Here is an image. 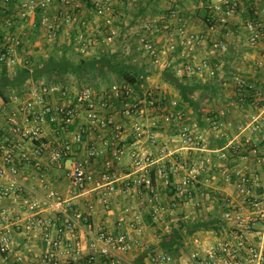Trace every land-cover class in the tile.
<instances>
[{"label": "crops", "instance_id": "0c3cea01", "mask_svg": "<svg viewBox=\"0 0 264 264\" xmlns=\"http://www.w3.org/2000/svg\"><path fill=\"white\" fill-rule=\"evenodd\" d=\"M82 1L86 0H79V11H72L75 15L72 23L61 20L63 24L56 32V38L49 39L45 30L39 26L40 36L44 37L47 43H57V46L77 36L76 43L79 42V35L83 31L88 38L89 35L92 36L93 34H89L91 31L88 25H80L81 19L92 23L94 16L92 8L87 2L86 5L81 3ZM132 1L124 0L128 4ZM136 1L139 2V0ZM184 1L159 0L160 6L169 10L168 14L147 12L146 15H141V19H138L140 16L138 14L131 17L129 24L138 27L137 35L140 37L147 35V38L153 40L157 53L154 58L138 39L139 51L146 58L141 61L151 68L142 85L146 80L156 77L157 84L148 87L145 91L154 90V86L158 88L154 90L156 102L151 105L146 101L144 88L140 92L132 86L133 98L136 97L142 104V110L137 115H129L124 111L126 101H132V97L129 99L123 96L114 97L109 100L108 105H102L105 89L103 85L105 84H97V81L93 83L86 81L81 87L75 82L68 87L46 92L40 91V85L32 83L26 96L12 93L8 101L0 96V141H4L3 137L8 139L6 144L11 148L13 155L11 164H3L0 161L5 170L9 172L0 176V233L9 237L7 249L0 253V264L3 262L4 264H9V262L11 264H51L46 260V253L49 250L54 251V257L60 264L74 259L76 264L83 256H96L93 248L89 246L87 220L92 224L94 231L106 230L115 235L120 233L130 235L132 249L128 255L132 259L142 261L152 251L149 249V244L156 242L158 228L169 227L171 224L177 225L179 214L183 213L189 217L203 212L209 215L222 210L223 220L220 228L199 230L192 236L195 244V248L190 252V258H192L195 252L202 251L207 245L218 243L219 240L229 236L235 228L231 219L223 218L224 210L233 208L248 214L252 209L249 204H243L239 194L238 184L243 176L251 177L258 174L261 186L257 194L263 195L264 163L258 162L257 157L250 150L234 157L233 168L222 169L220 164L227 161L226 156L230 146L237 144L244 149L250 146L246 142L247 139L257 144L260 155L264 157V101L262 104L243 103L242 106L228 107V103L233 102L234 99L235 86L231 88L230 85L233 86L232 80L235 76H240L247 83L252 84L255 93L264 100V93L259 91L264 84V61L260 58V53L264 49V0H235L237 17L245 20L240 26L243 27L244 35L247 39L249 38L248 48L241 46L237 42L240 38L235 39L237 34L230 32L227 28L233 14L227 17L226 22L222 23L218 19L216 23L209 26L196 17L198 9L202 6V0H191L194 2V15H188L187 10L190 8L185 4L187 0ZM117 2V0H112V3L107 5L109 15L107 16L111 19L110 24H114V28L117 29L118 37L122 32L121 15L124 14L121 12L119 14ZM216 4H222V0H210L209 6L213 8ZM56 7L53 9L54 12L64 9L63 6L59 8L56 5ZM172 11L176 13L172 14ZM13 12L17 21L22 20L27 25L25 30L16 24L13 34H7L6 41H9V46H11L10 53L15 52L17 58L15 65L17 66L23 60V53H21L22 58L20 53H17V48L19 51L23 50L19 45L23 43L29 49L30 44L37 42L38 38L34 41L29 39L30 33L35 31L36 12L26 19L18 18L15 9ZM253 19L260 21L263 25L258 32L256 43L250 41L253 32L246 27V22ZM101 20H103L100 28L102 30V27L105 28L108 25L107 23L105 25L104 18ZM146 21L154 26L146 29ZM100 29L96 28L95 33L97 31L99 33ZM63 35L65 38L62 40ZM192 36L201 42L188 45L187 39ZM59 38L61 40L58 42ZM231 39L235 43H231ZM217 43L224 44L225 48L222 50L216 47L214 44ZM89 52L91 48L84 53L80 51V54L84 55ZM205 62L207 63L205 68L194 73L186 71V75L206 84L217 82L223 87L230 84L228 87L231 91L226 86L224 89L227 92L225 91L222 96L227 103L226 109L219 104V106L215 105L224 116L220 122L222 125L214 128V126L199 123L198 119L193 117L194 110L191 106H186L184 119L182 117L168 119L167 115L173 112V105L168 94L160 93L163 87L166 91L167 88L171 89L169 83L160 79L163 66L172 64L179 70L180 68L186 69L188 65L194 66ZM214 64L217 68L216 72L213 69ZM233 73L236 74L234 77ZM215 74L217 76L213 78ZM112 82L122 83L124 81L112 78ZM85 86L93 89L98 116L101 119L111 118L114 125H103L98 122V125L94 126L91 122L88 107L79 100V91ZM171 93L175 97L173 99H178L177 91ZM39 98L43 101L40 102ZM192 117L194 120H191ZM182 121L196 136L197 147L184 143L180 139ZM137 122L143 125L145 132L140 138L136 137L134 132V125ZM34 125H38L42 132L43 153L40 156L32 153L37 142L22 138L19 134V130L30 129ZM119 131L126 137L122 142L115 140V135ZM149 132L154 133L153 139L146 136H149ZM220 136L227 138L224 148L212 146ZM64 142L73 144V148L64 160L58 162L54 158L53 149L62 146ZM115 145L121 148L118 155L115 154ZM165 146L173 150L172 155H162L161 149ZM140 148H148L158 157L156 164L150 166V172H154L156 184L154 199H150L147 196V188L139 185L135 180L141 171L133 165L132 154ZM187 148L197 150L199 153L197 159L201 158L199 162L202 161L204 164L198 171L200 183L196 187L182 184L183 178L187 175L182 165L187 161L181 156ZM204 159L206 163L209 162L207 165ZM74 160H81L92 176L84 189L76 191L68 175L69 167ZM194 162L197 161L193 160ZM190 163L191 161L188 162ZM161 166L169 168V173L159 175L157 170ZM13 168L15 172H12ZM175 168L177 170L173 171ZM103 174H107L108 178L101 186H97L95 181ZM12 176L15 180L13 187H11ZM45 198L48 202H44ZM67 200L72 202L73 209L82 212L83 219L78 226L74 227L73 232L65 231L60 234L56 222L59 212L55 205ZM147 200L150 201L148 208L152 213L156 207L165 205L159 218L156 220L153 218L156 223L154 228L147 226L142 216V209L147 210V205L145 206ZM32 201H39L40 206L31 209L29 203ZM42 219L50 220L48 235H46L45 228L38 225V221ZM261 223L256 231L247 233L246 237L249 244L263 249L264 240L260 235L263 234L264 229H261ZM149 231H153V236L151 232L147 234ZM206 233L210 238L204 240L201 235ZM55 240L59 242V245L53 248L52 242ZM76 241H79V245H76ZM76 246L80 250L78 256L74 251ZM190 258L180 256L176 259L179 264H190L186 261Z\"/></svg>", "mask_w": 264, "mask_h": 264}, {"label": "built area", "instance_id": "2783aa9c", "mask_svg": "<svg viewBox=\"0 0 264 264\" xmlns=\"http://www.w3.org/2000/svg\"><path fill=\"white\" fill-rule=\"evenodd\" d=\"M14 3L16 8V16L20 19H26L31 14L35 13L38 8L41 9V20H40V27L45 30L46 34L48 35L49 39L56 38L57 30L60 26L61 20H64L67 23H72L75 19L72 18V11L75 8L80 6L79 0H3L4 3L6 2ZM97 8V13L94 15L92 23H89V20L81 19L80 23L82 26L88 25L90 28L92 36L87 34L83 31L79 35V50L84 53L89 49L90 43L92 40L99 42V35L102 34L104 29H100L101 27V20L100 18H104L105 25L109 26L110 18L107 16V5L112 3V0H94ZM65 4V5H64ZM56 5L61 8L59 12H54L53 9L57 8ZM235 0H222V4L214 5V11L218 14V19L222 23L226 22L227 17L232 15L235 12ZM224 6V7H223ZM175 11H172V14H175ZM220 13V14H219ZM7 24H11V19L6 18ZM89 21V22H88ZM8 25V26H9ZM154 25L147 21L145 22V28L150 29ZM262 23L257 21L256 19L249 20L246 22V27H248L253 33L250 36V41L252 43L257 42L258 32L262 27ZM96 28L100 29L99 33L96 32ZM107 32L106 37H104L103 41L110 43L117 37V29L114 27L105 28ZM13 33H10L12 35ZM140 37L141 45L148 51L150 54L154 56L157 55L155 45L152 39L147 38V35H142ZM7 39V38H6ZM78 40V39H77ZM9 43V41H6ZM201 41L196 39L194 36L187 39L188 45H196L199 44ZM216 47L221 48L222 50L225 48L224 44H214ZM1 47V45H0ZM11 46L8 45L7 51H3L0 53V60H5L7 66H12L17 62V58L15 57V52L10 53ZM1 49V48H0ZM14 49V48H13ZM13 51V50H12ZM260 58L264 61V49L260 53ZM207 66V63H202L199 65H188L186 67V71L188 73H194L196 71H200ZM182 72L180 68L178 70ZM234 83L237 86H244L248 84L244 79L240 76L234 77ZM103 90V104L108 105L109 100L123 96L126 99L133 98L132 96V86L128 83L122 82H112L111 84H105ZM56 88H61L58 84H51V85H40V91L46 92L48 90H53ZM260 93H264V84L261 86L259 90ZM146 101L154 105L156 102V96L154 90L149 89L145 91ZM149 96V99L147 97ZM42 102V99H38ZM79 100L86 104L89 110L88 116L91 119V122L95 125H98V122L102 123L103 125H114V121L111 118L108 119H101L98 116L96 108L97 103L93 97V89L90 86H85L80 89L79 91ZM141 105L139 100L134 97L132 101H126L125 103V113L129 115H137L141 112ZM168 119L174 118H181V114L179 112H172L167 115ZM222 124L219 122L217 123L214 128H218ZM134 132L136 137L140 138L145 133L143 130V125L140 123H136L134 125ZM19 134L22 138L30 139L31 141L37 142L35 148L33 150V154L35 156H40L43 153V146H42V132L38 125H34L32 128L22 129L19 130ZM146 135L148 138L153 139L154 133L149 132ZM180 139L182 142L187 144H194L196 142V136L189 130L187 127H183L179 133ZM4 141H0V161L3 164H11L12 162V151L11 148L6 144L7 138H4ZM126 139L125 134L121 133L120 131L116 133L115 140L122 142ZM79 140V139H78ZM247 143L250 144L249 150L254 156L257 157V161L260 163H264V157L260 155L259 148L256 143H251L250 139L246 140ZM118 145V144H117ZM115 145V154H120L121 148L120 146ZM73 148V144L69 142H64L62 146L53 149L54 158L60 162L66 158L71 152ZM162 155H172L173 150L169 147H163L161 149ZM158 157L154 155L148 148H140L134 151L132 154V161L133 165L141 171L139 177H137L136 183L139 185L147 187H151V172L150 166L156 164ZM199 161L194 163H184L182 165L183 168L186 169L187 175L183 178L182 184L184 186H198L200 180L198 178V171L200 170L201 164L199 165ZM185 165V166H184ZM0 176L4 175L5 173H9L5 170V168L0 163ZM178 168V166H177ZM175 168L173 171H176ZM169 168L166 166H161L158 168L157 173L159 175H164L167 172L169 173ZM12 172H15V169H12ZM69 179L71 182L72 187L76 190H82L85 188L87 182L92 179V176L89 174V171L86 170L84 163L81 160H74L68 170ZM12 184L11 187L14 186L15 180L14 177H11ZM107 174H103L101 178L95 181L97 186H101L104 181L107 180ZM166 183L168 179L165 180ZM261 186V179L258 174H254L251 177H242L241 182L238 184L239 194L243 204H249L252 209L249 211L248 214L243 213L241 210H234L226 209L223 212L224 219H231L234 224L235 228L229 234V236L221 239L218 243L207 245L203 251L195 252L192 255V264H264V248L260 249L257 246H253L248 243L247 240V233H251L256 231L259 228V224L261 223V229H264V192L262 196L257 194L258 188ZM153 190V189H152ZM155 192V189L153 190ZM44 202H48V200H44ZM43 202V203H44ZM106 202V200H104ZM40 206L39 201H32L29 203V207L31 209L37 208ZM58 212L62 213L64 216L63 221L58 224V232L64 233L65 231L73 232L75 226H78L82 219L83 215L82 212L79 210H75L72 208V202L67 200L65 202H60L55 205ZM165 209L164 205H160L156 207L152 213L153 218L156 220L159 218L160 212ZM57 221V220H56ZM39 227H44L46 235H48V226L50 225V220H39L38 221ZM87 233L90 237L89 246L93 248L96 253V256H89L91 258L98 257L100 258V262L103 264H179L176 257H173L171 254L164 252V251H150L147 257L142 261H136L129 257L128 253L132 249V238L130 235L126 233L120 234H112L107 232L106 230H98L94 231L92 228V224L87 220ZM261 239L264 240V232L260 235ZM9 244V237L6 234L0 233V253L7 249ZM59 242L57 240L52 242V247H57ZM76 245H79V241H76ZM75 254L78 256L80 254V250L76 246ZM55 253L52 250H49L46 253V260L51 264H60L58 259L54 257ZM98 255V256H97ZM75 260V259H74ZM74 260H71L65 264H75Z\"/></svg>", "mask_w": 264, "mask_h": 264}, {"label": "trees", "instance_id": "16d2710c", "mask_svg": "<svg viewBox=\"0 0 264 264\" xmlns=\"http://www.w3.org/2000/svg\"><path fill=\"white\" fill-rule=\"evenodd\" d=\"M159 0H139L138 12L140 15H146L148 9L151 14L164 12L168 14L167 9L161 8L158 3ZM89 7L92 8V13H97L96 4L93 0H86ZM126 6L128 3H125ZM202 6L198 9L196 17L200 18L207 25H212L218 21L217 14L210 5V0H202ZM65 5V4H64ZM14 3L11 1L4 3L0 0V53L8 49L9 43L6 38L9 33H13L16 26V17L14 16ZM80 7L75 8L74 11H79ZM126 8H123L125 10ZM119 12V11H118ZM74 18V13L71 14ZM94 17V16H93ZM6 18L11 19V24L4 21ZM102 18V17H101ZM100 18V20H101ZM41 9L36 10L35 31L30 36V40L34 41L40 31ZM79 20V19H78ZM81 21V20H80ZM103 21V20H101ZM220 23V22H219ZM61 23L60 25H62ZM158 24H161L158 22ZM9 25V26H8ZM80 25H82L80 23ZM160 26V25H159ZM114 27L110 24L105 28ZM101 28V27H100ZM105 28L102 27L103 32L100 36L99 43L105 44L103 41L106 37ZM60 30V27L58 28ZM57 30V31H58ZM8 34V35H7ZM140 36H138V39ZM78 39L72 37L69 42L56 46L49 50L46 54H40L37 58L31 54L29 49L21 43L19 47L24 50V57L22 63L17 65L13 72H10L5 60H0V96L8 101L10 94H18L22 96L28 95L29 87L32 83L36 85H51L58 84L61 87H68L72 83H78L79 87L86 81L91 83L97 81V84L111 83L112 78L124 81L133 86L137 91L141 92V85L144 78L150 73L147 64L143 61H133L135 55L140 52L139 46H132L129 51H113L110 48H98L94 52L80 54L79 45L76 43ZM91 47H89L90 49ZM231 57V56H230ZM229 57V58H230ZM215 65V64H214ZM216 72V65L213 66ZM183 74H179L178 69L172 64L165 65L162 68V80L172 85L178 90V99H172L173 111L179 112L184 119L186 106H191L194 110L193 115L198 119L199 123L209 126L222 122L224 116L220 110H217L215 105H221L226 109V102L222 99L225 93L224 87L217 84V82L202 83L196 78L186 75V69L182 68ZM236 74L233 73V77ZM216 74L214 77L216 78ZM253 82V81H251ZM149 99V96L147 97ZM263 98L255 93V88L248 83L244 86L234 87V99L228 103V107L232 105L242 106L243 103H263ZM217 103V104H215ZM158 104V103H157ZM140 105H142L140 103ZM218 105V106H219ZM183 121L180 123L181 128L187 127ZM1 132V131H0ZM227 143L226 136H220L212 146L217 148H224ZM249 151V146L243 148L237 144L230 146L227 153V161L220 164V167L233 168L234 157L239 153ZM151 187H147V196L154 199V189L156 188L154 172H151ZM153 189V190H152ZM150 201L145 202L146 208L142 209V216L147 226L155 227L156 223L153 221L152 211L148 208ZM164 205V204H162ZM165 206V205H164ZM168 208V206H167ZM223 209V208H222ZM221 211H218L208 216L199 213L197 215L185 216L183 213L179 214V219L176 224H171L169 227L161 226L158 228V236L155 243L149 244V249L152 251H164L171 254L173 257H188L191 252V237L199 230L215 229L217 230L222 225ZM64 219L62 213L57 214L56 222L60 224ZM76 264H103L98 257L83 256Z\"/></svg>", "mask_w": 264, "mask_h": 264}, {"label": "rangeland", "instance_id": "374dc122", "mask_svg": "<svg viewBox=\"0 0 264 264\" xmlns=\"http://www.w3.org/2000/svg\"><path fill=\"white\" fill-rule=\"evenodd\" d=\"M118 2H117V9L119 10V14H120V12L121 13H123L124 15H121L122 16V18H121V20H122V22H123V24L121 25V27H122V32H121V35L120 36H118L117 38H114V40L112 41V42H110V43H107V42H105V43H107V44H101V43H99V42H97V41H95L94 43H93V41L94 40H92L91 41V43H90V45L92 46L91 47V52H94V51H96L98 48H110L111 50H124V52H126V50L127 51H129L130 49H131V47L134 45V46H139L138 44V36L139 35H137V31H138V27L136 28V26H131V24H129V22H130V20H131V17L132 16H135L136 14H138V15H140L139 14V12H138V3H136L137 1L135 0H133L131 3H129L127 6H126V4H125V2H124V0H117ZM186 1V0H185ZM184 1V2H185ZM116 2V1H115ZM81 3H83V4H85L86 5V1H82ZM185 4H187L186 6L187 7H189L190 9H188L187 11H188V15H194V7H193V4H194V2L193 1H191V0H187V2H185ZM84 6V5H83ZM170 6V5H169ZM161 8H163L162 6H160ZM16 8H17V6H15L14 7V9L16 10ZM123 8H126L125 10H123ZM110 11H111V9H110ZM190 11V12H189ZM147 12H149V13H151V10L150 9H148L147 11H146V14H147ZM107 14H108V12H107ZM109 16V15H108ZM238 16V11L237 10H235V12L233 13V15H232V17H231V21H230V23L227 25V28L230 30V32H233L234 34H237L236 35V38L235 39H239L240 38V41H237V42H239V44H241V46H244V47H249V44H248V39H247V37L244 35V31H243V27L241 28V26L240 25H242V23L245 21V20H242L240 17H237ZM190 18V17H189ZM138 19H141V15L139 16V18ZM17 23V25L19 26V27H21V28H24L25 30H26V28H27V25H26V22H24V21H16ZM61 24V23H60ZM16 25V26H17ZM128 26H130L129 28H128ZM61 27H62V25H61ZM127 28V29H126ZM120 30V29H119ZM33 33H34V31H33ZM33 33H30V35H32ZM10 34V33H9ZM232 34V33H231ZM41 31H39V34H38V36H37V38H38V40H37V42H34L33 43V45L32 44H30V48H29V51L31 52V54H33L36 58H37V56L38 55H40V54H46L49 50H52L53 48H55L57 45V43H52V44H50V43H47L46 42V40H44V37L42 38L41 36ZM40 36V37H39ZM143 37V36H142ZM141 37V38H142ZM65 38V35H63V36H61V39L63 40ZM60 38L57 40L58 42L61 40ZM206 40V39H205ZM231 43H235V42H233V39H231ZM35 45V46H34ZM59 46V45H58ZM109 46V47H108ZM17 53H20V57L22 58V54L21 53H23V55H24V50H22V51H19L18 50V48H17ZM85 55V54H84ZM24 57V56H23ZM143 60V59H146L145 57H143V53L142 52H138L137 53V55H135V57L133 58V61H136V60ZM15 65V64H14ZM14 65H12V66H8V68H9V70H10V72H13V70L16 68V65L14 66ZM149 68V70L151 69L150 67H148ZM156 68V67H155ZM153 69V68H152ZM181 73V72H180ZM213 78H215V77H213ZM160 79H161V77H160ZM212 80V79H211ZM202 81V80H201ZM233 81V80H232ZM155 84H157V78L156 77H154L153 79H151V80H146L145 82H144V84L141 86V92H142V90H143V88H144V91H145V89H147L148 87H151V86H153V85H155ZM162 85V84H161ZM230 84H228V85H226L227 86V88L231 91V88L232 87H234V86H236V84L234 83V81H233V86L232 85H230V87H228ZM225 86V87H226ZM170 87H171V89H168L167 88V91L166 90H164L165 88L163 87V89H161V92L160 93H162V94H164L165 95V93L166 94H168L169 95V97H170V99H173V98H175L174 96H173V93H171V92H178V90H176V88H174L172 85H170ZM223 87V86H222ZM224 87V88H225ZM155 88L157 89L158 88V86H154L153 87V89L155 90ZM166 91V92H165ZM226 91V90H225ZM227 92V91H226ZM157 94V93H156ZM159 112V111H158ZM193 117H195V115H193ZM193 117H192V119L191 120H194L193 119ZM190 122V121H189ZM190 146V145H189ZM191 146H193V147H197L198 145L196 144V143H194V144H192ZM182 152V151H181ZM202 154V153H201ZM198 156H199V153H197V150L196 151H194V149L192 148V149H190V148H187L185 151H183V154H182V156H181V158L183 159V160H185V158H186V161H187V163L189 162V161H191V163H193V160H196L197 161V163H198V161L201 159V158H199V159H197L198 158ZM196 158V159H195ZM202 160V159H201ZM204 162H205V165H207L209 162H207L206 163V161H205V159L203 160ZM201 164V166H203L204 164H203V162L201 161L200 163H199V165ZM203 164V165H202ZM227 181V180H226ZM221 186V185H220ZM203 215H205V216H208L207 214H205L204 212H203ZM151 231H149V232H147V234L148 233H150ZM151 235L153 236V231L151 232ZM154 235H156V233H154ZM210 238V236L209 235H207V233L206 234H204V235H201V238L202 239H207V238ZM188 240L189 241H191L192 240V242H191V248L193 249V248H195V244L193 243V237L191 236V237H188ZM202 243H203V241H202ZM191 249V250H192ZM196 249H198V248H196ZM204 250V249H203ZM202 250V251H203ZM201 252V251H200ZM189 258H190V256H189ZM191 260H192V258H190V259H186V261L188 262L189 261V263L190 264H192L191 263ZM137 261V260H136ZM185 260H184V262H186ZM3 264H4V262H3ZM9 264H11V262H9Z\"/></svg>", "mask_w": 264, "mask_h": 264}]
</instances>
